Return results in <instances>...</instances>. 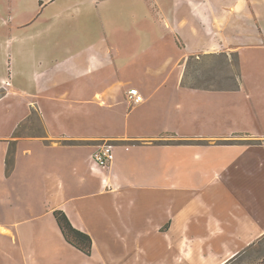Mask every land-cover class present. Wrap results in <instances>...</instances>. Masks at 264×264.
Listing matches in <instances>:
<instances>
[{"label": "crops", "instance_id": "obj_1", "mask_svg": "<svg viewBox=\"0 0 264 264\" xmlns=\"http://www.w3.org/2000/svg\"><path fill=\"white\" fill-rule=\"evenodd\" d=\"M197 1L37 0L48 34L2 41L16 50L0 57L12 264H231L264 240V0ZM214 54L238 57V84L184 86L189 59Z\"/></svg>", "mask_w": 264, "mask_h": 264}, {"label": "rangeland", "instance_id": "obj_2", "mask_svg": "<svg viewBox=\"0 0 264 264\" xmlns=\"http://www.w3.org/2000/svg\"><path fill=\"white\" fill-rule=\"evenodd\" d=\"M197 2L200 3L201 0ZM52 9L53 7L50 6L42 11V9H39L37 0H0V57L2 55L4 57L10 56L11 60L13 57L14 63V55L16 53L15 48L10 50L2 41H9L12 37H15L16 41H23L24 37H36L41 34H48L47 26L53 25L51 22L47 23L49 13L53 11ZM113 22L119 21L115 19ZM21 24H28L30 26L27 28H17ZM68 31V27H58L55 29L54 34L71 36V33H68ZM262 62L264 63V60ZM187 71L186 82L188 85H210L223 88L232 87L234 83L238 84L237 80L240 75L238 57L233 54L227 57L220 55L216 57L210 55L195 56L190 61ZM9 113V110L5 112L0 108V115ZM33 119L34 121L36 120L35 118ZM34 124L37 125V122H34ZM9 205L7 197L0 196V219L4 220L5 216H7L6 213L10 207ZM50 244L54 246L53 254L55 257L62 254L63 251L59 252L60 250L57 249V245L53 240ZM73 256L75 258L81 257L75 251H72L70 258L74 259ZM0 264H12V262L8 255H0ZM231 264H264V240L248 249Z\"/></svg>", "mask_w": 264, "mask_h": 264}, {"label": "trees", "instance_id": "obj_3", "mask_svg": "<svg viewBox=\"0 0 264 264\" xmlns=\"http://www.w3.org/2000/svg\"><path fill=\"white\" fill-rule=\"evenodd\" d=\"M220 56H225L227 57L226 54H219ZM212 57H216L218 56L217 54L214 55H210ZM194 57L190 58L187 66H186V73H185V77L183 80V84L186 87L189 88H193V89H203V90H218V89H222L223 87H214V86H210V85H188L186 82L187 79V70H188V65L190 63L191 60H193ZM54 218L56 220V223L64 237V239L66 240L67 243H69L70 245H72L73 247H75L76 249H78L79 251L83 252L84 254L90 256L92 253V239L88 234H85L79 230H77L76 228H74V226L72 225V223L70 222L69 218L67 217V215L61 211V210H56L54 211Z\"/></svg>", "mask_w": 264, "mask_h": 264}, {"label": "built area", "instance_id": "obj_4", "mask_svg": "<svg viewBox=\"0 0 264 264\" xmlns=\"http://www.w3.org/2000/svg\"><path fill=\"white\" fill-rule=\"evenodd\" d=\"M130 100L134 104L140 102V98L137 97V91L135 89L130 91ZM114 158V146L111 143L102 144L97 152L93 155V161L98 167L102 169L109 168L111 163L114 161Z\"/></svg>", "mask_w": 264, "mask_h": 264}]
</instances>
